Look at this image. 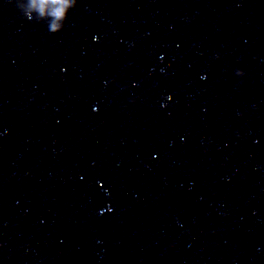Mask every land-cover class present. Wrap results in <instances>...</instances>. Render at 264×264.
Listing matches in <instances>:
<instances>
[{
	"label": "clouds",
	"instance_id": "9594fccd",
	"mask_svg": "<svg viewBox=\"0 0 264 264\" xmlns=\"http://www.w3.org/2000/svg\"><path fill=\"white\" fill-rule=\"evenodd\" d=\"M69 4H70V0H41V3L40 5H38V7L43 8L48 5H53L54 8L51 14L56 19H62L64 17L65 10L69 6ZM28 19H30V16L28 17ZM52 27L55 30L57 28V25L53 24Z\"/></svg>",
	"mask_w": 264,
	"mask_h": 264
}]
</instances>
